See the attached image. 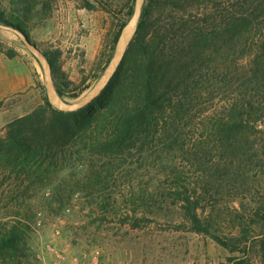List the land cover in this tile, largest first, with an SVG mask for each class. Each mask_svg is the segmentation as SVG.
Returning <instances> with one entry per match:
<instances>
[{
    "label": "rangeland",
    "instance_id": "rangeland-1",
    "mask_svg": "<svg viewBox=\"0 0 264 264\" xmlns=\"http://www.w3.org/2000/svg\"><path fill=\"white\" fill-rule=\"evenodd\" d=\"M88 2L95 8L84 7ZM127 2L0 0L8 14L30 20L31 40L42 52L62 51V67L70 80L79 85L87 79L89 88L79 98L65 97L73 103L82 101L104 76L110 64L101 72L105 54L126 18ZM211 4L159 13L167 22L174 16L177 22L204 23L209 18L215 23L218 11ZM263 40L264 34L254 30L243 56L237 53L243 45L236 53L230 48L228 55H221L218 46L219 51L215 48L211 57L201 60L208 83L173 133L154 134L144 149L123 155L90 157L79 164L67 161L31 194H22L21 202L31 210L27 244L39 264H55V250L63 256L58 264H264V211L258 213L264 204V120L233 145L214 136L208 140L213 122L226 118L230 102L255 101L264 107V87L253 93L256 87L248 75ZM7 50L16 56L8 57ZM3 67L19 77L21 90L1 100V124L32 111L45 96L50 99L40 60L15 29L0 26ZM201 142H206V151L197 153L194 148ZM186 189L209 233L193 230L181 205ZM7 215L0 202V220ZM243 228L248 230L246 237L241 235Z\"/></svg>",
    "mask_w": 264,
    "mask_h": 264
},
{
    "label": "trees",
    "instance_id": "trees-1",
    "mask_svg": "<svg viewBox=\"0 0 264 264\" xmlns=\"http://www.w3.org/2000/svg\"><path fill=\"white\" fill-rule=\"evenodd\" d=\"M136 1L127 2L126 18L114 34L101 72L111 62ZM211 3L218 11V17L213 18L215 23H209V18L204 23L189 19L177 22L174 16L173 22H167L159 13L163 9L172 13L199 10ZM84 7L92 10L95 5L88 2ZM29 21L16 12L8 14L0 4V25L31 40ZM254 30L264 34V0H146L137 32L121 65L94 100L76 111H64L45 96L44 103L11 120L0 136V202L8 214V219L0 220V264H39L27 244L31 210L21 202L25 199L22 194H31L55 171L63 169L67 161L79 164L90 157L123 155L135 148L144 149L154 134L173 133L190 115L192 101L201 97L205 89L201 87L208 83L202 74L207 73V67L200 64L201 60L211 57L215 48L219 51L218 46L221 55H228L230 48L235 47L236 53L238 45H243L237 52L243 56ZM260 48L253 57L254 68L248 71L256 87L253 93L260 92V85L264 87V42ZM43 53L61 97L79 98L89 88L86 78L79 85L69 79L62 67L60 49ZM5 54L10 58L16 56L14 50ZM230 103L226 118L213 122L209 141L214 136L220 143L233 145L264 120L261 103L239 99ZM205 143L194 150L206 151ZM91 171L98 176L95 167ZM183 201L181 205L193 230L209 233L208 226L198 218L196 201L188 194ZM260 211H264V204ZM247 233L246 228L241 230L242 236Z\"/></svg>",
    "mask_w": 264,
    "mask_h": 264
},
{
    "label": "water",
    "instance_id": "water-1",
    "mask_svg": "<svg viewBox=\"0 0 264 264\" xmlns=\"http://www.w3.org/2000/svg\"><path fill=\"white\" fill-rule=\"evenodd\" d=\"M144 4H145V0L136 1L134 13L122 31V35L116 46L114 56L104 76L98 82V84L93 88V90L82 101L77 102V103L69 102L65 98L59 95L57 88L54 84L52 68L47 58L45 57L44 53L39 49L37 45L33 44V42L28 37L18 33L23 38L27 46L31 49V51L37 56V58L40 60L43 67L45 68L47 72V76H48V85H49V92H50V99H51L50 101L52 102L53 105H55V107L59 108L60 110H64V111H76L84 107L88 103H90L103 91V89L108 85L111 78L113 77L115 72L118 70L119 66L121 65L127 53V50L130 46V43L133 40L137 32L138 25L140 23L141 16H142ZM0 26L4 28H8L3 25H0Z\"/></svg>",
    "mask_w": 264,
    "mask_h": 264
},
{
    "label": "crops",
    "instance_id": "crops-1",
    "mask_svg": "<svg viewBox=\"0 0 264 264\" xmlns=\"http://www.w3.org/2000/svg\"><path fill=\"white\" fill-rule=\"evenodd\" d=\"M9 60L3 59L2 62L8 63ZM0 102L6 97H9L17 92V90L20 89V79L17 77L16 74H13L10 72L8 68L3 67V69L0 68ZM6 76H9V80L6 79ZM23 88V87H22ZM28 113V112H26ZM26 113L22 114L25 115ZM19 115L18 117L22 116ZM13 120V119H11ZM6 121L5 123L0 122V128L4 127L11 121Z\"/></svg>",
    "mask_w": 264,
    "mask_h": 264
},
{
    "label": "built area",
    "instance_id": "built-area-1",
    "mask_svg": "<svg viewBox=\"0 0 264 264\" xmlns=\"http://www.w3.org/2000/svg\"><path fill=\"white\" fill-rule=\"evenodd\" d=\"M50 249H52V250H54L53 248H51V247H49ZM55 252V257L57 258V261L55 262V264H58L59 262H60V260H62L63 259V256H62V254L60 253V252H58V251H54Z\"/></svg>",
    "mask_w": 264,
    "mask_h": 264
}]
</instances>
